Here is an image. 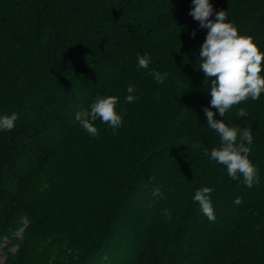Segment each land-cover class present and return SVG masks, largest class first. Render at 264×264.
Masks as SVG:
<instances>
[{
    "label": "trees",
    "instance_id": "16d2710c",
    "mask_svg": "<svg viewBox=\"0 0 264 264\" xmlns=\"http://www.w3.org/2000/svg\"><path fill=\"white\" fill-rule=\"evenodd\" d=\"M209 2L210 19L225 11L264 52V0ZM193 8V0H0V117L18 116L0 130V232L30 219L7 264L116 263L121 246L117 264H264V92L224 117L211 107L210 79L199 70L209 30ZM138 53L150 57L147 69ZM152 71L169 76L159 84ZM130 85L139 99L125 103ZM97 96L119 97L115 134L98 118L92 137L75 120ZM206 107L251 130V188L210 158L221 138ZM240 108L248 115L239 118ZM203 187L212 189L214 222L193 202ZM143 200L150 214L135 226L130 215ZM49 236L56 249L38 251Z\"/></svg>",
    "mask_w": 264,
    "mask_h": 264
},
{
    "label": "clouds",
    "instance_id": "9594fccd",
    "mask_svg": "<svg viewBox=\"0 0 264 264\" xmlns=\"http://www.w3.org/2000/svg\"><path fill=\"white\" fill-rule=\"evenodd\" d=\"M194 8L190 11L194 20L198 21L201 28L208 29L205 42L201 46L199 70L205 74V79H210L211 107L218 109L219 115L225 113L234 105L251 98L258 100L264 92V76H261L264 52H261L254 38L250 35H240L237 28L226 21V12L221 10L212 17L214 9L209 0H193ZM195 38L196 32H192ZM138 67L147 69L151 63L150 57L137 54ZM154 80L163 84L169 73H149ZM215 78V79H213ZM136 91L134 86H128V95L125 103L138 100L132 95ZM119 97L97 96L89 109H82L75 114V120L92 137L98 136V129L94 122L99 118L101 122L111 128L113 134L122 126V117L116 111ZM207 117V125L215 130L221 138V146L213 148L210 158L227 168L228 175L233 179L244 178V184L251 188L258 181V169L249 160V153L253 143V135L248 128L227 126L223 119L215 120L214 112L209 108L203 109ZM244 108L237 112L239 118L247 116ZM17 114L0 117V130L11 131L14 128ZM239 137V142H238ZM209 155V153H205ZM212 189L203 187L196 190L193 202L198 203L200 210L209 221H215L214 208L210 193ZM236 205L242 203L241 198L234 200ZM164 215L171 219L167 209ZM259 227V226H258Z\"/></svg>",
    "mask_w": 264,
    "mask_h": 264
},
{
    "label": "rangeland",
    "instance_id": "374dc122",
    "mask_svg": "<svg viewBox=\"0 0 264 264\" xmlns=\"http://www.w3.org/2000/svg\"><path fill=\"white\" fill-rule=\"evenodd\" d=\"M46 176H47V174L36 183V185L34 187V193L36 195L43 191V189L45 187V182L48 179V178L46 179ZM144 199H146V197ZM151 205H152V201L149 200L146 202V200H143L139 204V206L137 208L138 210L137 211L135 210L134 213H131V215H130V217L133 221L132 224L137 226V225H139V222L141 220L142 221L148 220L150 210H151ZM29 220L30 219L27 216L23 215L20 218H18L9 229H7L3 232H0V264H7L10 260H12L15 257V255L18 251L19 245L25 236V233H26L25 230L29 224ZM137 236H138V234H137ZM51 240H56V239L51 238L50 236L48 238L42 237V241H44V242H43V244L38 245L37 250L39 251V249L41 247H43L45 249V251H49V252H50V250L54 251L56 249V245L53 246V243ZM57 240L64 242L65 239H63V240L57 239ZM123 243H126V239H124V240L122 239L120 241V245ZM124 247L125 246H121L118 249V251L115 253V255L118 256L117 262H120V261L122 262L123 258H125V254L127 253V251H125ZM59 250H60V253H62L64 255L70 254V250L63 245L59 246ZM48 257L49 256H47V255L41 256L42 260H45L46 263L48 262V260H47ZM109 259L110 258H108V260ZM99 261L102 264V262H103L102 259ZM117 262L116 263L107 262L106 264H111V263L117 264Z\"/></svg>",
    "mask_w": 264,
    "mask_h": 264
}]
</instances>
